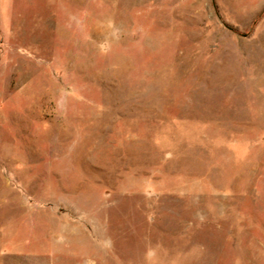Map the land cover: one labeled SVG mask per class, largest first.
<instances>
[{"label":"rangeland","instance_id":"374dc122","mask_svg":"<svg viewBox=\"0 0 264 264\" xmlns=\"http://www.w3.org/2000/svg\"><path fill=\"white\" fill-rule=\"evenodd\" d=\"M0 264H264V0H0Z\"/></svg>","mask_w":264,"mask_h":264}]
</instances>
